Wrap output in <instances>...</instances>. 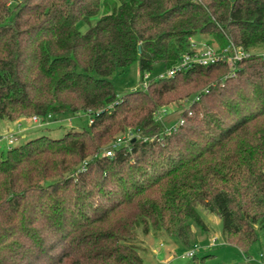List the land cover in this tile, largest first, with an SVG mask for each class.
Here are the masks:
<instances>
[{
  "label": "trees",
  "instance_id": "1",
  "mask_svg": "<svg viewBox=\"0 0 264 264\" xmlns=\"http://www.w3.org/2000/svg\"><path fill=\"white\" fill-rule=\"evenodd\" d=\"M195 34L218 51L264 47V0H0V120L89 115L0 151V264H142L133 228L186 245L207 229L198 205L227 243L255 242L264 58L192 63L122 96L109 80L133 63L141 79L167 71L194 53ZM176 90L192 100L166 133L155 115ZM127 128L137 137L105 155Z\"/></svg>",
  "mask_w": 264,
  "mask_h": 264
},
{
  "label": "rangeland",
  "instance_id": "2",
  "mask_svg": "<svg viewBox=\"0 0 264 264\" xmlns=\"http://www.w3.org/2000/svg\"><path fill=\"white\" fill-rule=\"evenodd\" d=\"M97 16L92 17L90 22H94ZM86 23L80 22L77 27L84 30ZM198 43H196V41ZM207 38L200 34L193 35L190 42L194 45V52H200L205 48L216 50L214 42L206 44ZM192 48V47H191ZM264 53V47L248 51V54L260 55ZM248 57V56H247ZM229 63V62H228ZM232 64V63H231ZM164 73L160 66H155L153 71L145 73L143 79L139 76L138 66L136 63L124 69H117L110 77L117 96H122L132 90H143L147 82L159 74ZM192 100L191 96L179 95V91L171 93L166 97L164 104L158 109L155 117L163 123L164 129H171L178 120L179 113ZM32 117V116H31ZM30 118H19L14 120L15 123H21L20 129L15 131H5L4 124L0 121V137L9 133L15 134L17 137L14 142L7 144V141L0 140V151L25 143L29 139L47 135L51 138H58L69 130H79L86 127L89 123V115L86 113L60 114L53 115L46 121L45 125L32 123ZM48 122V123H47ZM112 143L118 138L123 140L121 145H127L130 140L137 137V134L125 129L123 132L115 133ZM111 143V145H112ZM110 145V147H111ZM109 147V148H110ZM107 149L104 150V153ZM202 220L207 229H192L191 239L185 245L178 242L165 234L156 233L152 229L147 234L142 233L139 227L133 228L135 235V243L137 245V253L142 258V264H194L192 257H181V255L192 249L193 244L198 248L195 250V258L208 255L203 264H264V230L256 228V240L248 249L240 250L236 246L226 242V237L222 231L220 219L209 211L204 210L201 206H197ZM213 240V246L207 247V243ZM197 262V260H196Z\"/></svg>",
  "mask_w": 264,
  "mask_h": 264
},
{
  "label": "built area",
  "instance_id": "3",
  "mask_svg": "<svg viewBox=\"0 0 264 264\" xmlns=\"http://www.w3.org/2000/svg\"><path fill=\"white\" fill-rule=\"evenodd\" d=\"M248 55H249L248 52L243 51L240 47L234 46L231 42H229L228 45L223 49H221L220 51H218L217 49L214 50L212 48L207 47L198 53L194 52L192 55H187V54L183 55L180 61H178L174 66H172L164 73L159 74V77L172 76L176 72L189 67L192 63H196L203 66L214 64L217 63L218 61H227L229 63L230 62L234 63L236 61L241 60L242 58L247 57ZM260 55L262 56V58H264V53ZM143 85L145 86L146 82H143ZM49 118H50V114H47L46 116H42V117L32 116L30 121L32 123L43 125L46 124L45 122ZM169 131L170 129L165 130L166 133H169ZM16 138L17 137L15 136V134L9 133L6 136H1L0 140L3 139L7 141V144H11L16 140ZM121 142H123V140L119 138L115 140L112 143L111 147L105 151V155L110 156L112 149L119 147L121 145ZM207 245L208 246L213 245V240L211 242H208ZM196 248L198 247L193 246L191 250H188L187 252L183 253L181 257H192Z\"/></svg>",
  "mask_w": 264,
  "mask_h": 264
},
{
  "label": "crops",
  "instance_id": "4",
  "mask_svg": "<svg viewBox=\"0 0 264 264\" xmlns=\"http://www.w3.org/2000/svg\"><path fill=\"white\" fill-rule=\"evenodd\" d=\"M4 124L5 131H15L20 129L21 123H15L14 121L0 120ZM248 264V261H247Z\"/></svg>",
  "mask_w": 264,
  "mask_h": 264
},
{
  "label": "water",
  "instance_id": "5",
  "mask_svg": "<svg viewBox=\"0 0 264 264\" xmlns=\"http://www.w3.org/2000/svg\"><path fill=\"white\" fill-rule=\"evenodd\" d=\"M139 50V49H138Z\"/></svg>",
  "mask_w": 264,
  "mask_h": 264
}]
</instances>
